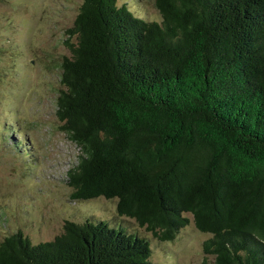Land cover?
<instances>
[{
  "label": "trees",
  "instance_id": "16d2710c",
  "mask_svg": "<svg viewBox=\"0 0 264 264\" xmlns=\"http://www.w3.org/2000/svg\"><path fill=\"white\" fill-rule=\"evenodd\" d=\"M152 4L155 19L81 0L58 63L69 196L112 199L116 219H65L34 243L16 229L0 264H150L122 222L165 241L186 214L213 264H264V0Z\"/></svg>",
  "mask_w": 264,
  "mask_h": 264
},
{
  "label": "rangeland",
  "instance_id": "374dc122",
  "mask_svg": "<svg viewBox=\"0 0 264 264\" xmlns=\"http://www.w3.org/2000/svg\"><path fill=\"white\" fill-rule=\"evenodd\" d=\"M80 2L0 0V239L18 229L34 243L51 239L65 219H116L112 199L69 196L65 172L78 149L54 114L58 63L69 53L64 40L74 41L65 30ZM122 2L157 18L152 0H116ZM186 216L188 222L165 241L133 221L122 223L146 237L150 264H213L201 248L209 234Z\"/></svg>",
  "mask_w": 264,
  "mask_h": 264
}]
</instances>
